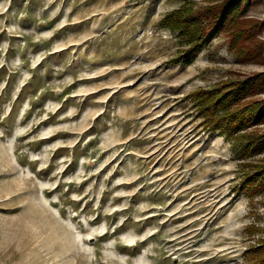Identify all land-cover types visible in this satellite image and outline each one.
I'll return each instance as SVG.
<instances>
[{"label": "rangeland", "instance_id": "1", "mask_svg": "<svg viewBox=\"0 0 264 264\" xmlns=\"http://www.w3.org/2000/svg\"><path fill=\"white\" fill-rule=\"evenodd\" d=\"M178 8L207 34L188 62L162 22ZM206 89L226 113L259 110L235 135L210 131L191 99ZM252 135L264 0H0V264L262 261Z\"/></svg>", "mask_w": 264, "mask_h": 264}, {"label": "trees", "instance_id": "2", "mask_svg": "<svg viewBox=\"0 0 264 264\" xmlns=\"http://www.w3.org/2000/svg\"><path fill=\"white\" fill-rule=\"evenodd\" d=\"M183 11L184 8L173 10L167 14L164 19H162V22L165 23L164 25L178 29L179 37H182L183 41L189 43L190 47L183 51L184 55L178 57V61L188 62L201 49L204 41L206 40L207 34L205 33L198 16H193L190 14L184 15L182 14ZM248 91V84H244L242 88L241 86L235 85L233 86V90L229 92L227 99H233V103L236 104L239 101L238 99L241 96L246 95ZM218 98L219 95L216 92L207 89L196 90L191 93V99L193 102H196L197 105L200 106L202 112L205 113V123L207 124V128H209L210 131L218 128L222 133H225L229 136L233 135L234 133H238V131L248 123V121L245 119L247 116L244 115L247 113H253L254 110H259V108L256 107V103H254L251 107L246 106L251 112H245L247 109H243V107L240 106L239 108L233 109L226 113L227 108L224 107L222 102H218ZM219 110L221 112L217 114V111L219 112ZM222 110L224 112H222ZM257 117L258 116H255V118ZM254 137L256 136H249L246 143L242 144V153H244V155L249 153L247 151L252 145L257 147V150L264 149V139L255 142ZM257 172L259 173L253 175L252 178H248V182H245L246 192H251L253 189H260L261 186L264 185V169H259ZM248 185H252V188L249 189ZM261 260L262 261L258 260L255 262V264H264V258L261 257Z\"/></svg>", "mask_w": 264, "mask_h": 264}]
</instances>
